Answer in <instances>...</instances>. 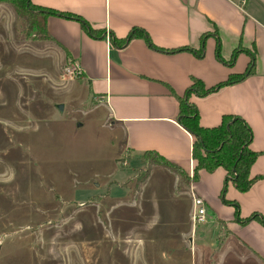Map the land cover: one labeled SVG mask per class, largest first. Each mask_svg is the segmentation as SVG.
Segmentation results:
<instances>
[{
  "label": "crops",
  "instance_id": "1",
  "mask_svg": "<svg viewBox=\"0 0 264 264\" xmlns=\"http://www.w3.org/2000/svg\"><path fill=\"white\" fill-rule=\"evenodd\" d=\"M32 1L80 14L93 27L105 28L106 36L92 37L80 22L48 15L41 54L46 61L53 58L54 68L63 63L80 68V76L67 77L66 82L83 84L85 102L109 129L110 142L120 143L122 156L134 158L137 166L143 165L141 153L155 150L192 175L193 137L176 120L178 97L192 78L210 87L252 65L242 80L203 97L192 95L191 100L201 126H217L225 114L239 115L252 130L250 149L264 151V0ZM133 27L144 29L155 46L187 45L193 50L153 49L142 36L117 47L108 36L111 32L125 37ZM202 33L207 36L201 42ZM201 49L199 57L195 52ZM251 52L255 54L252 65ZM159 170L170 178L174 196L186 194L190 217L195 208L193 195L203 200L204 222H213L214 232L208 238L211 245L206 246L205 237L199 241L201 253L207 258H218V254L221 260L228 255L237 258L230 264H264V224L258 219L239 221L234 206L221 201L227 172L222 166L199 170L198 179L189 184L161 165L153 166L147 178ZM249 170L250 177L264 174V153L258 154ZM226 186L225 197L238 202L239 216L253 211L264 216V177L247 191L231 182ZM240 255L243 261L238 260Z\"/></svg>",
  "mask_w": 264,
  "mask_h": 264
},
{
  "label": "rangeland",
  "instance_id": "2",
  "mask_svg": "<svg viewBox=\"0 0 264 264\" xmlns=\"http://www.w3.org/2000/svg\"><path fill=\"white\" fill-rule=\"evenodd\" d=\"M10 5L0 2V264L237 262L201 253L214 224L192 225L163 171L135 183L142 165L110 142L83 84L46 61L44 35Z\"/></svg>",
  "mask_w": 264,
  "mask_h": 264
},
{
  "label": "trees",
  "instance_id": "3",
  "mask_svg": "<svg viewBox=\"0 0 264 264\" xmlns=\"http://www.w3.org/2000/svg\"><path fill=\"white\" fill-rule=\"evenodd\" d=\"M2 1L10 3L21 16H26L29 29L36 27L38 31L42 32L44 37L46 36L45 19L48 15H55L62 18L65 17L80 22L81 27L92 37L101 38L106 36L105 28L93 27V25L80 14L68 10L62 11L49 6H41L34 3L32 0H0V2ZM108 36L112 43L117 47L125 46V44L133 37L142 36L153 49H159L166 52L191 49V47L187 45L171 47V49L159 47L157 45L155 46L146 31L142 28L136 27L131 28L125 37L115 36L111 32ZM206 36L207 33H202L201 42L204 41ZM195 53L201 57L203 49L197 50ZM235 53L236 51L234 54ZM254 56L255 54L251 52V65ZM252 66L251 69L253 68ZM248 67H250V65ZM251 69L249 70L248 68L247 71L243 73L230 75L226 80L220 81L218 84L210 87H207L201 80L192 78V82L178 97V113L176 116L177 122L190 132L193 137L191 157H193L195 162L192 175L189 176L181 166L172 162L167 157H164L157 151L145 150L140 155V158L143 160V165L134 170L135 183L137 185L142 184L149 176L153 166L161 165L169 169L171 172L178 173L185 184H189L192 180H197L199 175L198 171L201 169L212 171L215 168L222 166L227 172L219 195L221 201L234 206V217L239 221L245 223L253 219H258L264 224V216L256 211H253V213L249 214L247 217L239 216L238 202L228 200L225 197L226 185L228 182H231L232 185L237 187L240 191H247L252 187L254 181L264 177V174L250 177L249 168L251 163L255 160L258 154L264 153V151L259 152L250 149L249 146L252 140L251 127L242 117L236 114H225L217 126H201L196 104L191 100L192 95L203 97L209 93L217 91L224 85L242 80Z\"/></svg>",
  "mask_w": 264,
  "mask_h": 264
},
{
  "label": "built area",
  "instance_id": "4",
  "mask_svg": "<svg viewBox=\"0 0 264 264\" xmlns=\"http://www.w3.org/2000/svg\"><path fill=\"white\" fill-rule=\"evenodd\" d=\"M65 73L72 75L74 77H79L80 76V68L76 65H71L69 63L65 64ZM193 202H194V210L192 212L191 218L193 219L194 224H198L201 222H204L206 220L205 217V207H204V202L203 200L198 197L193 195Z\"/></svg>",
  "mask_w": 264,
  "mask_h": 264
},
{
  "label": "water",
  "instance_id": "5",
  "mask_svg": "<svg viewBox=\"0 0 264 264\" xmlns=\"http://www.w3.org/2000/svg\"><path fill=\"white\" fill-rule=\"evenodd\" d=\"M59 108H62V105H58Z\"/></svg>",
  "mask_w": 264,
  "mask_h": 264
}]
</instances>
